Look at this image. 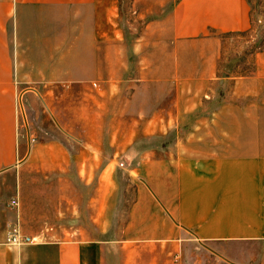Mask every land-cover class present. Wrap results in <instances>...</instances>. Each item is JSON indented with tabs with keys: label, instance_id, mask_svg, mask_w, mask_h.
<instances>
[{
	"label": "crops",
	"instance_id": "crops-1",
	"mask_svg": "<svg viewBox=\"0 0 264 264\" xmlns=\"http://www.w3.org/2000/svg\"><path fill=\"white\" fill-rule=\"evenodd\" d=\"M143 1L145 13L152 11L144 23L141 49L150 68L137 76H151L175 89L174 98L182 106L180 90L204 88L207 79L217 76L219 39L214 34L249 28V1ZM166 3L169 9L159 11ZM117 6V0H0V264H264V48L249 54L253 70L223 80L229 127L219 128L222 145L207 139L214 136L215 126L204 125L184 142L139 150L133 166L143 171L146 184L139 186L122 230L129 235L117 238L110 261L98 238L81 236V225L62 223L75 211L81 214L82 200L95 216L107 200L103 183L89 193L90 186L73 183V174L87 185V170L112 169L118 163L119 128L111 130L112 139L105 144L104 130L96 122L108 93L73 103L80 99L73 90L89 88L90 82L112 89V98L120 89L121 51L113 33ZM82 24L94 26L86 38L89 45L73 48V40L81 42L88 35L82 36ZM99 37L111 48L96 45ZM185 41L196 49L185 48ZM77 56H110L115 69H101L95 76L73 73L71 59ZM185 56L201 59L185 68ZM24 103L36 112L34 129L22 112ZM39 103L76 149L56 139ZM85 112L95 123L77 131L71 120L84 121ZM179 115L183 113H168L165 120H179ZM20 120L26 122L25 132ZM233 137L257 144L231 146ZM13 194L19 199L15 212L6 206ZM15 218L30 242L6 243L8 224ZM187 231L204 241L202 251L187 240Z\"/></svg>",
	"mask_w": 264,
	"mask_h": 264
},
{
	"label": "rangeland",
	"instance_id": "rangeland-1",
	"mask_svg": "<svg viewBox=\"0 0 264 264\" xmlns=\"http://www.w3.org/2000/svg\"><path fill=\"white\" fill-rule=\"evenodd\" d=\"M248 1L251 15V24L249 28L243 31L218 32L214 34L219 39L216 58L217 76L207 79L204 88L196 89L184 87L183 90H180V96H183L184 100L181 106L180 103L177 105V101L174 98L175 89L171 90L166 88L156 79L150 78V75H148L150 77L145 78L137 76L139 71L150 68L147 67V64L143 63L142 54H144V50L141 49L144 47L142 39L144 23L149 19L152 11L145 13L143 0H117L118 6L117 13L114 16L115 25L113 33L118 36L120 43V89L119 91H115L117 95L112 98V89L102 90L99 88L98 81L96 84L94 83L95 85L90 82L89 88L73 90V97L80 98L78 100L73 99V103L79 104V101L82 100L86 103L87 101L94 100V96L97 94L102 96L100 94L102 91L108 93V95H103L106 96V101L103 102L105 104H102L104 112L97 115L96 119L98 120L96 122L98 126H101L104 130L103 140L105 144H107L108 140L112 139V137L109 136L110 132H112L111 130L119 128V137L116 139L120 145V153L117 156L118 163L116 167L112 169L87 170L90 180L87 185L83 184L79 177H75L73 174V183L77 185L81 183L83 189L90 186L88 190L89 193L94 190L97 182L104 184L107 200L105 202V208L101 210L100 215H92L89 211L90 207L82 200L80 215L75 211L76 215L61 219L62 223H66L68 226L81 225V232H83L82 234L81 232L79 233L81 236L86 235L87 237L98 238L103 242L105 245V252H107V256H109L108 261L113 257L111 255L112 245L115 246L118 239L126 238L129 235L123 233L122 230L129 220V211L137 197L139 186H145L144 184H146L143 178V171L133 166L134 162L138 163L139 150L149 146L165 147L175 143L177 140L184 142L195 133L197 129L202 126L204 127V125L205 127L208 125L212 127L215 126L214 136L211 137V135H208L207 139L222 145L225 139L223 136L224 132L219 128L226 127L227 125V127H229V122L226 121L227 118H225L224 111L223 80L228 82L231 79V77L230 79L228 78L229 76L234 78L233 76H238L242 73L245 74L253 70V65L248 61V56L253 51L263 50L264 48V0ZM169 4L170 3H166L158 8V10H168ZM75 27L76 26L73 25V30H75ZM92 27L94 26L82 24V29L80 28L82 36L85 37V33L87 32L88 35L85 38L81 37V40L83 39L81 42L73 40V48L88 47L89 42L87 39L91 36L89 28ZM110 27L111 26H106L108 31ZM86 29H89V31ZM105 33L106 31H104L103 34ZM95 44L102 45L104 49L111 48V43L106 39L101 41V37L97 39ZM192 44L191 41H185L183 46H188L185 48L191 46L189 49L192 50L196 49ZM200 59L201 58L198 56H185L182 60L184 66H186L185 68H187L193 63L196 66V63L198 64ZM71 60L73 73L82 74L92 72L91 74L95 76V73L101 69H104L105 72L115 69L112 63L113 58L110 56H105L104 58L101 56L96 58L77 56L72 57ZM225 76L227 77L223 78ZM196 77L197 75L195 74L192 80L195 81ZM214 83L216 84V88H214L215 85L212 86ZM198 101L200 104L198 105L199 107L195 104ZM236 103H240V99H237ZM39 105L40 110L46 114L51 128L55 130L56 139H60L61 141L65 140L68 146L71 145L72 150L76 149L75 147H77V144L73 139L55 124L46 108L40 103ZM22 112H24L26 116L28 126L34 129V125L37 126L39 121L35 117V110L24 103ZM168 113H172V115L183 113V115H179V120H165ZM84 117V121H79L75 119V117L72 118L71 127L75 128L77 131L80 130V128H84L83 132L88 129V127L91 129L92 122L95 123L94 119H92V114L85 112L83 118ZM162 117L163 119H161ZM26 127V122L20 120L19 128L25 132L27 129ZM50 135L53 134L50 132ZM229 141L231 146H236V144H257L252 139L248 141L240 137H237V139L233 137ZM74 171L75 170H73V172ZM14 196H16V194L8 198L6 206L9 210L15 212L18 211L19 199L17 206H11L10 198ZM16 222H18L17 218H15L13 223L11 222L8 224V233L13 226L16 225ZM74 234L76 233L74 232ZM185 234L188 238L187 240L195 243L198 245L197 247L201 249L200 246L204 243L203 240H200L191 232L187 231ZM215 244L219 245V243ZM200 251H202V249ZM209 254L211 258H215L213 253ZM231 263L235 264L234 262Z\"/></svg>",
	"mask_w": 264,
	"mask_h": 264
},
{
	"label": "built area",
	"instance_id": "built-area-1",
	"mask_svg": "<svg viewBox=\"0 0 264 264\" xmlns=\"http://www.w3.org/2000/svg\"><path fill=\"white\" fill-rule=\"evenodd\" d=\"M30 141H33L35 138L33 136L29 137ZM11 206L18 205V198L17 195L10 198ZM7 243L8 244H21L22 242H30L31 237L29 235L23 234L18 225H14L13 228L9 231L7 236Z\"/></svg>",
	"mask_w": 264,
	"mask_h": 264
}]
</instances>
